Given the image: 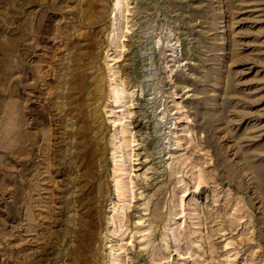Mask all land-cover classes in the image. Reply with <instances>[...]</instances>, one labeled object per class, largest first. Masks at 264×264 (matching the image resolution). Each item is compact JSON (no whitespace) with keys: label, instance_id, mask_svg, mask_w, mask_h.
Listing matches in <instances>:
<instances>
[{"label":"rangeland","instance_id":"1","mask_svg":"<svg viewBox=\"0 0 264 264\" xmlns=\"http://www.w3.org/2000/svg\"><path fill=\"white\" fill-rule=\"evenodd\" d=\"M91 219L97 264H264V0H0V264Z\"/></svg>","mask_w":264,"mask_h":264},{"label":"bare ground","instance_id":"2","mask_svg":"<svg viewBox=\"0 0 264 264\" xmlns=\"http://www.w3.org/2000/svg\"><path fill=\"white\" fill-rule=\"evenodd\" d=\"M52 66V65H51ZM77 73V72H76ZM132 73V72H131ZM84 76V75H83ZM75 79V78H74ZM78 80H79V77H78ZM105 80V79H104ZM68 81V80H67ZM81 81V80H80ZM97 83H99L98 81H96ZM95 82V83H96ZM92 84H94V83H92ZM101 86H102V84H101ZM96 90V89H95ZM88 92V91H87ZM34 94V93H33ZM47 94V93H46ZM91 94V93H90ZM44 96V95H43ZM98 101V100H97ZM54 103V102H53ZM95 103H97V102H95ZM98 104V103H97ZM100 104V103H99ZM94 107V106H93ZM95 107H97V106H95ZM87 108V107H86ZM97 108H99V107H97ZM93 110V109H92ZM90 111V110H89ZM52 112V111H51ZM95 112V111H94ZM89 114V113H88ZM92 116V115H91ZM94 122V121H93ZM104 123V122H103ZM103 125V124H102ZM137 125H139V124H137ZM103 130V129H102ZM100 132V131H99ZM97 133V132H96ZM104 136V135H103ZM105 137V136H104ZM15 139V138H14ZM53 140V139H52ZM87 143V142H86ZM88 144H89V142H88ZM90 144H92V143H90ZM127 144V143H126ZM50 148V147H49ZM65 149V148H64ZM92 149H93V147H92ZM92 149H91V151H92ZM101 149L102 148H100L99 150H97V151H95V153L94 154H99V153H101ZM49 151V150H48ZM51 152V151H50ZM126 152V151H125ZM104 154V153H103ZM60 155V154H59ZM102 156V155H101ZM51 157V156H50ZM60 157V156H59ZM52 159V158H51ZM50 159V160H51ZM87 159V158H86ZM99 159V158H98ZM49 160V161H50ZM88 160V159H87ZM102 160V159H101ZM127 160V159H126ZM98 161V160H97ZM101 170H95V168H93L92 170H91V174L93 175V177H96V176H99L100 174H101ZM105 174V173H104ZM103 175V174H102ZM173 177V174L172 173H170L169 174V180H171V178ZM168 180V181H169ZM106 182L105 181H100V183H99V185H98V189H96V190H98L99 192H100V196L102 197V196H104L105 194H106V192H107V184H105ZM120 183H122V182H120ZM94 187V189H95V185L94 186H92V188ZM129 189V188H128ZM127 189V187H126V184L125 183H122L121 185L120 184H117V186H116V192L118 193V196L119 197H122V196H125L126 195V192L127 191H129ZM92 191H93V189H92ZM128 193V192H127ZM91 194V193H90ZM94 197H95V195H92L91 196V203H92V200L94 199ZM100 200V199H99ZM97 202V201H96ZM100 202V201H99ZM158 205V204H157ZM101 208V207H100ZM154 210H155V216H160L161 215V213H162V210H161V207H159V206H156L155 208H154ZM128 215H129V213H128ZM128 215H127V218H128ZM119 216V215H118ZM130 216V215H129ZM95 219V218H94ZM90 220V219H89ZM98 221V220H97ZM99 222V221H98ZM76 224H78V223H76ZM81 225V224H80ZM87 225H89V231L88 232H85V234H83V236H84V240H86V242H87V245L90 247V254H88L87 252H86V249L84 250L83 249V247L81 246L80 248H79V251H80V254H81V256H82V262H83V264H97L96 263V261H97V258L94 256V251H93V248L91 247V244H92V239H93V237L95 236L94 234H95V232H96V230H97V227H98V224L97 223H94L93 222V220L91 219V221H89V222H87ZM101 224H99V226H100ZM100 228V227H99ZM78 229V228H77ZM79 230V229H78ZM78 234H79V231H78ZM68 239V238H67ZM77 240V239H76ZM96 243V242H95ZM76 244V243H75ZM75 252V251H74ZM79 253V252H78ZM78 255V254H77ZM99 261V260H98ZM115 261V260H114Z\"/></svg>","mask_w":264,"mask_h":264}]
</instances>
